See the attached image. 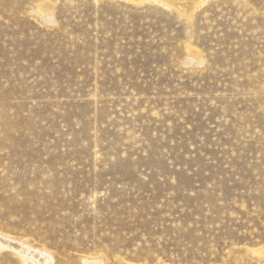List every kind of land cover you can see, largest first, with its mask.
Wrapping results in <instances>:
<instances>
[{
    "label": "rangeland",
    "instance_id": "374dc122",
    "mask_svg": "<svg viewBox=\"0 0 264 264\" xmlns=\"http://www.w3.org/2000/svg\"><path fill=\"white\" fill-rule=\"evenodd\" d=\"M91 263L264 264V0H0V264Z\"/></svg>",
    "mask_w": 264,
    "mask_h": 264
},
{
    "label": "bare ground",
    "instance_id": "6f19581e",
    "mask_svg": "<svg viewBox=\"0 0 264 264\" xmlns=\"http://www.w3.org/2000/svg\"><path fill=\"white\" fill-rule=\"evenodd\" d=\"M38 254V253H37ZM92 264V263H91Z\"/></svg>",
    "mask_w": 264,
    "mask_h": 264
}]
</instances>
